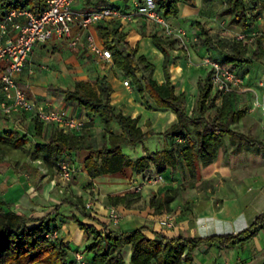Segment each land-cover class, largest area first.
<instances>
[{
	"label": "crops",
	"instance_id": "0c3cea01",
	"mask_svg": "<svg viewBox=\"0 0 264 264\" xmlns=\"http://www.w3.org/2000/svg\"><path fill=\"white\" fill-rule=\"evenodd\" d=\"M146 1L79 0L74 4V10L79 13L92 12L105 7L120 10L125 18L102 21L92 26L90 31L95 34L98 43L107 47L102 29L108 26L117 27L121 33L127 35L132 47L139 48L137 56L144 55L155 65L154 77L159 83H164L167 79L164 68L165 55L155 45L153 39L154 36L160 38L171 54L169 63L171 78L177 93L186 95L190 115L197 106L199 85L211 71L210 67L207 69L199 62L204 60L202 56L220 51L226 38L230 39V33L244 35L245 41L248 42V54L254 52L260 58L241 67L228 65L242 74L246 83L243 90L239 88L233 91L230 97L232 106L234 110L241 108L248 110L246 116L232 127L264 142L262 105L264 88L260 85L264 80V9L259 7L256 11H250L251 15L260 16L253 28L244 29L240 25L231 23V16L223 14L226 0L224 4L222 0H195V7L181 3L177 17L165 18L172 30L170 34H176L184 27L191 28L197 33L201 43L196 45L190 40L189 48H180V44H173L174 38L170 37L167 28L141 13ZM159 12L163 13L160 10ZM200 23L208 29L215 43L214 48L208 47ZM87 32L82 31L77 25L74 26L73 34L81 37L77 48L71 47L67 38L58 36L45 42L39 41L34 45L24 70L18 75V81L35 102L36 110L1 119L0 139L9 135L27 136L31 143L46 144L50 137L61 130L71 132L57 124L44 123L36 117L38 111L56 110L83 123V130L76 134L84 135L95 146H101L105 126L100 117L88 112L79 103L66 99L62 92L50 90L49 86L56 85L74 90L79 80L95 83L102 76H106L114 88L112 103L117 111L132 118H140L139 126L145 132L154 130L163 133L177 124L178 118L175 113L158 107L147 92L141 93L137 89L134 82L129 86L124 84L127 75L117 67L113 56L111 60H106L91 52ZM241 35L234 37L233 43L241 40L239 38ZM185 49L193 53L195 57L192 59L193 64L188 61ZM103 62L108 63L110 68L105 70L101 68ZM82 65L88 70L96 68L95 73L88 75L87 69H83ZM3 66L4 63L1 62L0 75ZM2 97L0 84V100ZM212 97H215L214 102L218 106L222 105L223 94L213 89L211 99ZM39 123L42 124L41 136L37 135ZM113 132L116 135L122 134L117 125L113 126ZM181 144V140L155 136L138 146L126 145L123 151L132 160L147 156L148 152L156 153L174 148L179 155ZM70 156L75 160V165L71 166L75 170L73 180L70 183L61 178V184L58 186H56L57 168H50L44 163L48 173H43L39 168L41 174L37 176L24 172L16 174L12 169L2 167L0 207L40 218L49 215L66 197L83 198L85 205L93 203V210L88 211L102 225L83 218L68 204L62 205L60 211L52 216L57 219L61 228L60 239L66 244L71 260L76 264H94V254L87 252L92 237L74 222L75 215L99 229H103V225H106L110 229L125 232L146 227L148 230L145 234L151 238L154 237V232H161L169 237L204 238L212 235L237 234L249 228L264 213V152L235 151L229 138L221 148L217 160L200 168L197 179L192 178L186 167L180 165L178 168L183 172L181 181H179L178 168L163 175V182L158 181L157 177L160 174L154 163L141 174L128 167L119 173L93 179L85 164L90 152L68 154L66 158ZM39 161L41 160L36 161L38 166ZM28 162L31 161L28 159ZM185 184H187L186 190L183 186ZM176 189L178 195L172 202L170 211L163 215L156 214L150 206L151 198L155 194ZM128 194L140 195L141 198L129 206L127 204L115 206L110 200L111 197ZM111 207L117 208L122 215L118 224L113 223L109 217ZM171 222L172 228L168 225ZM131 249L129 246L125 250L128 262L132 255ZM78 254L82 256V261L77 260ZM195 264H264V229L256 238L233 250L220 249L218 246H202L195 253Z\"/></svg>",
	"mask_w": 264,
	"mask_h": 264
},
{
	"label": "trees",
	"instance_id": "16d2710c",
	"mask_svg": "<svg viewBox=\"0 0 264 264\" xmlns=\"http://www.w3.org/2000/svg\"><path fill=\"white\" fill-rule=\"evenodd\" d=\"M48 0H0V21L14 8H29L41 14L47 7ZM102 2V0H101ZM195 7V0H157L156 7L163 11L165 18L177 17L180 4ZM100 4V3H99ZM97 4V5H99ZM259 7L264 9V0H226L224 15L231 16V23L244 29L253 28L259 14L251 15ZM209 48L215 43L208 29L199 24ZM105 44L113 52L114 62L123 72L131 77L141 93L147 92L158 107L170 110L177 115L178 122L163 133L154 130L145 132L140 126V118H132L118 112L112 103L114 88L106 76L99 77L95 83L79 80L74 90L51 85L52 91L62 92L66 99L79 103L94 115L100 117L105 126L102 135L103 144L95 146L84 135L61 130L50 137L46 144L31 143L27 136L9 135L0 139V169L8 167L16 174L20 172L39 173L36 161L41 160L50 168H58L59 162L67 160L68 154L90 152L86 159V169L91 178L113 175L124 168L131 167L141 174L151 167H157L160 175L185 166L192 178L199 177L200 168L217 160L221 148L229 138L235 151L264 152V142L248 134L236 131L232 125L242 120L248 113L247 108L234 110L230 97L233 92L224 94L222 105L211 100L213 82L209 71L199 85V98L192 115L189 113L185 94H178L169 70L171 54L162 40L154 36L155 45L164 53L166 81L159 83L154 77L155 65L146 56H137L138 47H132L127 35L117 27L102 29ZM235 53L228 54L220 62L223 65L241 67L260 57L253 52L248 54V42L242 38L233 43ZM117 125L121 135L113 132ZM42 134V124L37 125V135ZM155 136H165L181 140L179 155L176 148L162 152L149 153L147 156L132 160L123 151V147L138 146ZM30 145V146H29ZM28 159L31 162H28ZM178 195V189L155 194L150 206L158 215L170 211V206ZM141 198L140 195L128 194L111 197L115 206L129 204ZM75 208L83 218L101 224L88 211L83 198L66 197L60 206L45 217L27 216L24 213L0 207V264H76L71 260L70 251L59 238L50 236L60 231V225L53 214L58 213L62 205ZM79 228L93 238L87 252L94 254V264H195V253L204 245L218 246L220 249H236L256 238L264 229V213L247 229L237 234L212 235L204 238L169 237L161 232H154L151 238L145 234L146 227L132 231H117L103 225V229L86 223L81 217L73 218ZM102 225V224H101ZM131 246L132 255L127 261L125 250Z\"/></svg>",
	"mask_w": 264,
	"mask_h": 264
},
{
	"label": "built area",
	"instance_id": "2783aa9c",
	"mask_svg": "<svg viewBox=\"0 0 264 264\" xmlns=\"http://www.w3.org/2000/svg\"><path fill=\"white\" fill-rule=\"evenodd\" d=\"M78 1L48 0L46 9L39 15L29 8H14L0 21V63H4L0 75L3 91V97L0 100V120L17 113L36 110L35 102L30 98L26 88L19 83L18 75L24 70L37 42H45L54 36H58L67 38L69 45L77 48L81 39L79 35L73 34V28L77 25L82 31H88L87 40L91 52L106 60H111L112 50L98 43L95 34L90 29L102 21L111 18H125V16L120 10L112 7L79 13L74 10V4ZM141 13L163 23L166 25L168 33H172L163 13L159 12L154 0H147L146 6L141 9ZM13 33L15 35H11ZM176 34L182 39L185 47L189 48L190 40L186 38L185 30L179 29ZM239 38L242 39L245 36L241 35ZM195 39L197 40L198 37ZM204 63L211 68L213 89L217 93L224 95L242 87L243 79L229 66L209 57L204 59ZM124 84L129 86L130 80H125ZM260 85L264 88V80L260 82ZM262 105L264 107V102ZM36 117L44 123H54L71 132H81L84 126L80 121L56 110L38 111ZM38 163L41 171L48 173L43 162L39 161ZM58 173L66 182L73 180L74 170L65 159L59 162ZM157 180L163 182V175H158ZM86 207L91 211L94 205L87 203ZM109 217L115 224L120 223L122 219L120 211L115 207L110 208ZM168 225L172 226V222ZM50 237L57 239L60 237V233L55 232ZM82 259V256L78 254L77 260L82 261Z\"/></svg>",
	"mask_w": 264,
	"mask_h": 264
},
{
	"label": "rangeland",
	"instance_id": "374dc122",
	"mask_svg": "<svg viewBox=\"0 0 264 264\" xmlns=\"http://www.w3.org/2000/svg\"><path fill=\"white\" fill-rule=\"evenodd\" d=\"M18 1H20V2H24L25 0H18ZM224 2V0H222V3ZM224 4V3H223ZM149 19H152L154 22H156L157 24H159V25H161V26H163L165 29H166V25H164L163 23H160V22H158V21H156L155 19H153V18H151V17H149L148 15H146ZM183 30H185V32H186V38H188L189 40H191L193 43H195L196 45L197 44H200L201 42L199 41V39H195V38H197V33L196 32H194L191 28H182ZM233 34V35H232ZM239 35H241V34H239V33H230L229 34V38L230 39H227L226 38V41H224V43L221 45V47H220V51H218V52H214V53H208V54H206V55H204V56H202V58L203 59H205V58H207V57H209V58H211L212 60H218V61H221V60H223L228 54H234L235 53V49H234V45H233V42H234V37L235 38H237V36H239ZM170 37H172V38H174L173 40H174V42H173V44H176V43H178V44H180L181 45V47L180 48H186L185 47V45L183 44V41H182V39L177 35V34H170ZM228 40V41H227ZM203 44V43H202ZM196 45L194 46V48L196 47ZM248 46V45H247ZM249 49V48H248ZM189 51V49H185V53H186V55H187V59H188V61H190V63L191 64H193V61H192V59L193 58H195V57H193V53L191 54L190 52H188ZM87 58V57H86ZM88 60L89 59H87V61L86 62H88ZM198 61V60H197ZM200 63H202V65H203V67H205V68H207V69H209V65H207L206 63H204V60H200L199 61ZM82 63V62H81ZM83 69H87V74L89 75V74H94L95 73V71H96V68H90V70H88V68L87 67H84L83 65L81 66ZM231 67V66H230ZM101 68H103L104 70L105 69H108V68H110L109 67V64L108 63H102V65H101ZM113 67H111V69H112ZM235 71V70H234ZM242 79H243V81L245 82V79H244V76L242 75V74H240V73H238L237 71H235ZM95 79V78H94ZM127 79H129L130 80V85H132L133 84V79H131L129 76H127ZM245 84L246 83H243L242 84V87L239 89V90H243V88H244V86H245ZM212 101H215L216 99H215V97L213 98L212 97V99H211ZM71 157V156H70ZM67 158V161H68V163L72 166V164H74L75 165V160L71 157V158ZM179 169V173H178V175H180L179 176V181H181L182 180V175H183V172H182V169L180 170V168H178ZM57 170H58V168H57ZM75 171V170H74ZM58 178H57V181H56V186H58V185H60L61 184V182H60V180L62 181V179H61V177H60V174L58 173ZM64 181V180H63ZM72 182V181H71ZM70 182V183H71ZM184 186V190H186V186H187V184H185V185H183ZM190 191H188V193H189ZM112 208V207H111ZM164 221H166V220H164ZM166 224V223H165ZM173 226H171V228H172ZM60 233V232H59ZM93 241V238L91 239V242Z\"/></svg>",
	"mask_w": 264,
	"mask_h": 264
}]
</instances>
